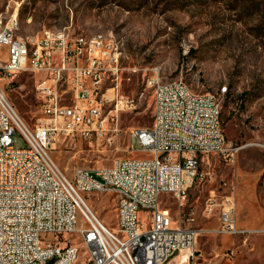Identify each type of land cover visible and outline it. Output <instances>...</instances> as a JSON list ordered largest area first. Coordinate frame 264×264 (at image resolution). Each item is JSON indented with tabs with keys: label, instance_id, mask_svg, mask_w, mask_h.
<instances>
[{
	"label": "built area",
	"instance_id": "obj_1",
	"mask_svg": "<svg viewBox=\"0 0 264 264\" xmlns=\"http://www.w3.org/2000/svg\"><path fill=\"white\" fill-rule=\"evenodd\" d=\"M15 16L3 27L0 17V81L24 70L38 73L40 116L32 127L26 124L0 85V264H168L193 247L199 229L178 222L161 196L171 194L182 204L188 187L204 175L200 157L229 152L219 98L156 72L148 80L152 124L132 129L145 156L118 157L93 171L75 167L69 177L50 148L60 137L111 141L115 130L107 124L102 85L110 75L118 78L121 51L110 37L98 44L66 27L24 38L15 35ZM15 133L23 146L14 145ZM88 192L113 196L115 227L92 211ZM205 211L217 212L216 232L242 231L232 196L219 201L211 194ZM193 258L192 250L185 262L195 264Z\"/></svg>",
	"mask_w": 264,
	"mask_h": 264
},
{
	"label": "rangeland",
	"instance_id": "obj_2",
	"mask_svg": "<svg viewBox=\"0 0 264 264\" xmlns=\"http://www.w3.org/2000/svg\"><path fill=\"white\" fill-rule=\"evenodd\" d=\"M11 14L20 35L66 27L72 34L110 37L121 51L118 78L110 75L102 85L107 124L115 130L111 141L60 137L50 148L69 177L75 167L93 171L118 157L145 156L132 129L152 124L148 80L156 72L163 79L182 78L193 92L218 97L229 152L201 156L198 170L204 175L188 187L185 201L163 194L161 204L182 225L199 229L187 250L194 251L195 264H264V0H0L2 27ZM38 76L24 70L10 82L0 81L31 127L40 116ZM13 139L17 147L25 144L19 133ZM211 194L219 201L234 198L242 231L216 232L217 212L205 211ZM85 199L115 227L113 196L88 192ZM145 213L140 209L139 217ZM84 258L82 250L78 262Z\"/></svg>",
	"mask_w": 264,
	"mask_h": 264
},
{
	"label": "bare ground",
	"instance_id": "obj_3",
	"mask_svg": "<svg viewBox=\"0 0 264 264\" xmlns=\"http://www.w3.org/2000/svg\"><path fill=\"white\" fill-rule=\"evenodd\" d=\"M18 29V23L15 21V35L24 37V38H31V37H35L36 34H25V35H20L18 34L16 31ZM48 31L50 34H59V29L58 28H51L48 27ZM87 38H91V39H98V44H105L106 43V37L102 36V34H96V35H91V36H86ZM190 250V249H189ZM188 252L186 250L181 251L180 254H178L176 256L177 261L175 264H184V262L186 261Z\"/></svg>",
	"mask_w": 264,
	"mask_h": 264
},
{
	"label": "crops",
	"instance_id": "obj_4",
	"mask_svg": "<svg viewBox=\"0 0 264 264\" xmlns=\"http://www.w3.org/2000/svg\"><path fill=\"white\" fill-rule=\"evenodd\" d=\"M175 258H176V257H175ZM175 258H174V259H175ZM172 261H173V259H171V260L169 261V263H168V264H171V263H172Z\"/></svg>",
	"mask_w": 264,
	"mask_h": 264
}]
</instances>
